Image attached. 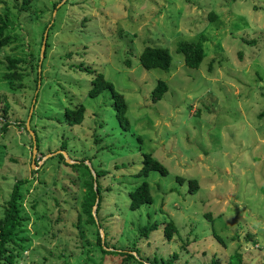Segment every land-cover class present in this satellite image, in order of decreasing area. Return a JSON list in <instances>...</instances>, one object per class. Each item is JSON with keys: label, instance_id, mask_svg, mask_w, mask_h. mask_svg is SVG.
Wrapping results in <instances>:
<instances>
[{"label": "rangeland", "instance_id": "obj_1", "mask_svg": "<svg viewBox=\"0 0 264 264\" xmlns=\"http://www.w3.org/2000/svg\"><path fill=\"white\" fill-rule=\"evenodd\" d=\"M19 3L0 0V13L9 11L0 73L10 56L20 57L15 69L22 74L0 77V125L7 122L0 128V215L17 178L28 215L15 263L125 264L102 254L99 234L105 247L135 249L155 264H227L234 250L243 264H264V112L257 116L264 111V0H30L23 10ZM179 39L201 40L197 67L183 64ZM146 44L168 48L167 69L140 65ZM97 71L121 93L126 129L108 90L87 94ZM158 78L167 89L151 101ZM33 96L32 161L24 120ZM78 103L81 121L66 123L63 109ZM62 142L71 167L57 155ZM141 151L166 173L131 174ZM84 164L92 175L105 171L92 224L76 222ZM190 177L197 179L193 191ZM143 178L153 200L129 209L127 192ZM167 219L175 226L170 238L161 230ZM147 220L158 223L144 236L139 226Z\"/></svg>", "mask_w": 264, "mask_h": 264}, {"label": "trees", "instance_id": "obj_2", "mask_svg": "<svg viewBox=\"0 0 264 264\" xmlns=\"http://www.w3.org/2000/svg\"><path fill=\"white\" fill-rule=\"evenodd\" d=\"M56 2H53V6ZM30 0H20V3L18 4V8L20 10L28 9L30 7ZM209 16L213 17L214 13L211 11L209 12ZM9 24V11L8 9H5L0 13V46L8 42L9 37L8 34H6V29ZM46 27V24L43 26V28ZM48 32V31H47ZM47 34V33H46ZM42 38V36H41ZM41 43V40H40ZM47 46V40H45L44 44V54L43 58L45 56V49ZM175 50L181 54L183 64L189 67H197L204 56L203 47L201 40H184L179 39L175 43ZM39 57V55H38ZM38 66L37 61V76L36 79L39 76V73L41 72V64L42 59ZM6 59V69L0 73V77L3 80H12V79H20L22 77V74L19 71H16L15 66L18 61H20V57H10L5 56ZM138 60L142 67L144 68H160V69H167L170 61H171V55L168 51V48L166 46L162 45H150L146 44L142 47L141 51L138 54ZM167 89V83L165 80L158 78L153 87L151 88L149 92V98L151 101L158 100L163 92ZM103 90H108L112 96L113 105L112 108L114 110L113 114L116 116V119H118L119 124L122 128H127V118L126 115H124L125 111V101L121 95V93L116 90L112 83L104 77L103 73L100 71H97L93 77L90 80V86L87 90V94L89 96H95L99 92ZM34 97V96H33ZM1 98V94H0ZM3 112L5 108L2 109ZM83 110L84 107L82 104L78 103L75 107H65L63 109V119L68 124H74L77 122H80L83 116ZM263 110L260 111V113H257V116H262ZM32 118V112L29 118ZM7 122L6 120H3L2 124L0 125L1 129H4ZM24 129L25 126H24ZM34 132L35 137V145H37L36 140V134L34 129H32ZM138 139L140 140V137L138 136ZM65 148L64 143L62 142L60 150ZM57 155L62 158L61 151L57 152ZM64 164H67L71 167V165L74 164L73 162H67L64 159H60ZM157 171L160 174L166 173V167L150 152L147 151H141L140 153V165L136 169V171L131 172V174L136 176H146L149 171ZM105 171L103 170H95L94 169V175L90 172L89 168L84 164L83 173L86 174V177L81 181L80 185L83 187L81 194H80V212L76 215V222L82 221L84 224H92L94 223V218L92 215V205L94 203L95 197H97L96 206L94 209V214L97 212V209L99 207V192H100V184L98 181V178L102 176V174ZM178 177V176H177ZM179 180H181V177H178ZM74 184V179H70ZM23 183L22 178H17L12 183L10 191L8 193V197L4 200L3 207H2V213L0 215V264H16V257L20 254L21 249L24 247V241H26L27 237L25 234H23L24 227L26 220L28 219V215L23 211L20 198L22 196L21 191V184ZM188 189L190 191H193L197 185V179L194 177H190L187 179ZM135 186L128 190V204L127 207L129 209H136L139 205L142 203H151L153 200V197L149 191V184L145 178H143L140 182L137 184H134ZM97 193V194H96ZM36 202H34L35 204ZM83 213L84 219H81V214ZM208 215V214H207ZM157 221H149L147 220L144 224L139 226V232L142 233V235L146 236L149 234L151 230H154L157 227ZM101 225H98L97 229H99ZM103 229V228H102ZM175 229V226L173 222L169 219L165 220L164 223L161 226V230L163 234L170 238L173 230ZM98 232V230H97ZM103 232L105 233L104 229ZM214 236L219 242H223L221 237L214 231ZM97 242H98V249L102 252V254H112L116 256V258L123 262L132 264L133 262H136L138 264H155L154 262H146L144 258L140 257L138 254V251L135 249L131 250H125L120 247H112L111 249L105 247L102 243V240H100V235L97 234ZM105 244V243H104ZM95 246H90L84 249V253L87 255V257L91 256L90 252L91 250H94ZM135 251V254L132 253V251ZM84 254V256H85ZM137 254V255H136ZM131 261V262H130ZM227 264H243L241 261L240 252L237 250H234V252L229 256V259L226 261ZM99 264V263H97ZM167 264H172V260L168 259Z\"/></svg>", "mask_w": 264, "mask_h": 264}, {"label": "water", "instance_id": "obj_3", "mask_svg": "<svg viewBox=\"0 0 264 264\" xmlns=\"http://www.w3.org/2000/svg\"><path fill=\"white\" fill-rule=\"evenodd\" d=\"M45 35H46V28L44 29L43 31V35H42V39H41V45H40V49H39V60H38V66H39V63H40V59L42 57V52H43V47H44V44H45ZM39 69V67H38ZM34 101V97L32 98L31 100V103L29 105V109H28V112H27V116L24 120V123H25V127L29 130V132L31 133V137H32V161H33V153L35 151V137H34V133H33V130L30 129L28 127V120H29V117H30V114H31V111H32V102ZM61 153L63 154V156L65 157V161H67V158H66V153L64 150H60ZM96 201H97V197H95V200H94V203L92 205V213H94V209H95V206H96ZM101 239H102V236H101Z\"/></svg>", "mask_w": 264, "mask_h": 264}]
</instances>
